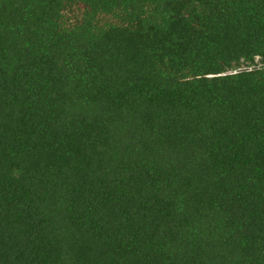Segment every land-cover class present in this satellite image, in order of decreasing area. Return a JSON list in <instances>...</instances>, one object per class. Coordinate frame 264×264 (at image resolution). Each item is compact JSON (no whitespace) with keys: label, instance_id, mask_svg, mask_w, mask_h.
Masks as SVG:
<instances>
[{"label":"trees","instance_id":"1","mask_svg":"<svg viewBox=\"0 0 264 264\" xmlns=\"http://www.w3.org/2000/svg\"><path fill=\"white\" fill-rule=\"evenodd\" d=\"M0 264H264V0H0Z\"/></svg>","mask_w":264,"mask_h":264},{"label":"rangeland","instance_id":"2","mask_svg":"<svg viewBox=\"0 0 264 264\" xmlns=\"http://www.w3.org/2000/svg\"><path fill=\"white\" fill-rule=\"evenodd\" d=\"M255 67H262V65L261 64H257L256 66H252V68H255Z\"/></svg>","mask_w":264,"mask_h":264}]
</instances>
